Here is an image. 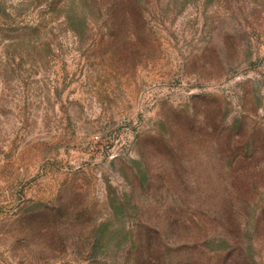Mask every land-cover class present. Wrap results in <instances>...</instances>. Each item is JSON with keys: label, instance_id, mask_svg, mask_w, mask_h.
<instances>
[{"label": "rangeland", "instance_id": "obj_1", "mask_svg": "<svg viewBox=\"0 0 264 264\" xmlns=\"http://www.w3.org/2000/svg\"><path fill=\"white\" fill-rule=\"evenodd\" d=\"M0 264H264V0H0Z\"/></svg>", "mask_w": 264, "mask_h": 264}]
</instances>
